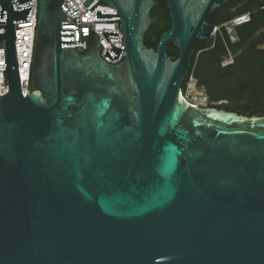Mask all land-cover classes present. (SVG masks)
<instances>
[{"label": "water", "instance_id": "water-1", "mask_svg": "<svg viewBox=\"0 0 264 264\" xmlns=\"http://www.w3.org/2000/svg\"><path fill=\"white\" fill-rule=\"evenodd\" d=\"M165 1L170 28L155 50L144 46L153 0L89 9L119 18L124 50L101 33L107 61L125 54L110 65L97 36L73 48L62 0H38L23 96L13 23L32 6L13 3L33 0H0V264H264V116L185 101L214 0Z\"/></svg>", "mask_w": 264, "mask_h": 264}, {"label": "flooded vegetation", "instance_id": "flooded-vegetation-1", "mask_svg": "<svg viewBox=\"0 0 264 264\" xmlns=\"http://www.w3.org/2000/svg\"><path fill=\"white\" fill-rule=\"evenodd\" d=\"M151 16L167 10L165 0H153ZM205 18L210 37L199 41L194 71L186 77L181 92L193 80L205 98L200 107L243 116H264V0H214ZM243 13V14H241ZM241 14V15H237ZM250 14L249 23L235 26V18ZM236 15L233 19L231 16ZM229 26V33L225 29ZM258 27L256 28V26ZM151 28V27H150Z\"/></svg>", "mask_w": 264, "mask_h": 264}, {"label": "built area", "instance_id": "built-area-1", "mask_svg": "<svg viewBox=\"0 0 264 264\" xmlns=\"http://www.w3.org/2000/svg\"><path fill=\"white\" fill-rule=\"evenodd\" d=\"M16 2L18 0H12ZM61 10L67 17V23H61L60 30H73V48H80L82 53L86 52L87 42L90 43L93 36L98 37V43L100 45L101 58L110 65H116L122 62L125 57L122 52L120 58L114 62H109L103 57V53L106 50L118 48L124 50L123 36L119 27V18L111 17V19H97L96 11H100V15H113L116 14L115 10L97 6L92 11L89 9L97 2H93L87 7H83L85 0H62ZM32 6V7H31ZM1 7V6H0ZM14 11L31 7V11L27 22L13 23L14 28V48L17 62V71L19 77V85L21 93L25 96L29 92L31 68L33 63L35 36L37 28V16H38V0L33 2L17 6V3H13ZM5 21V19H0ZM250 21V14L242 15L235 18L230 24L240 26ZM229 26L225 25L226 31L229 33ZM4 32V29H0V33ZM118 33L119 37H106L107 41L103 38L101 33ZM82 37H87L86 40H82ZM5 71L4 60V48L0 43V96L7 92V85H4L3 73Z\"/></svg>", "mask_w": 264, "mask_h": 264}, {"label": "trees", "instance_id": "trees-1", "mask_svg": "<svg viewBox=\"0 0 264 264\" xmlns=\"http://www.w3.org/2000/svg\"><path fill=\"white\" fill-rule=\"evenodd\" d=\"M243 14V13H241ZM237 14V15H241ZM236 15L231 16L229 19H233ZM258 25L256 26V28ZM170 28V20L168 17V12L167 10L164 11L163 13L159 14V23L158 25H152L151 28L148 30V32L145 34L144 37V46L147 49H154L157 46L158 40L160 38V35L164 32H166ZM201 47V43L199 41H196L193 45V56L191 60V65L188 70V76L191 75V73L194 71V62L196 58V52L197 50ZM167 57L171 60H176L178 57V51L175 48V46H170L168 47L166 51ZM254 116V115H250Z\"/></svg>", "mask_w": 264, "mask_h": 264}, {"label": "rangeland", "instance_id": "rangeland-1", "mask_svg": "<svg viewBox=\"0 0 264 264\" xmlns=\"http://www.w3.org/2000/svg\"><path fill=\"white\" fill-rule=\"evenodd\" d=\"M184 99H187L188 103L194 106H201L205 104V98L195 88L193 80H190L186 86L185 93L183 94Z\"/></svg>", "mask_w": 264, "mask_h": 264}, {"label": "bare ground", "instance_id": "bare-ground-1", "mask_svg": "<svg viewBox=\"0 0 264 264\" xmlns=\"http://www.w3.org/2000/svg\"><path fill=\"white\" fill-rule=\"evenodd\" d=\"M187 99H185V101H186ZM186 102H188V101H186Z\"/></svg>", "mask_w": 264, "mask_h": 264}]
</instances>
